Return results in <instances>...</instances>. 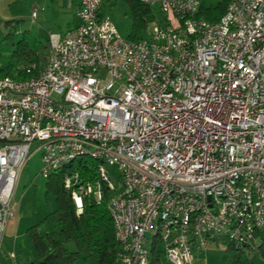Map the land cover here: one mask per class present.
<instances>
[{
  "label": "built area",
  "instance_id": "1",
  "mask_svg": "<svg viewBox=\"0 0 264 264\" xmlns=\"http://www.w3.org/2000/svg\"><path fill=\"white\" fill-rule=\"evenodd\" d=\"M141 1L161 12L149 37L123 36L102 0H80L79 23L50 35L41 65L0 76V253L35 141L45 177L96 162V177L63 183L78 214L108 187L117 264H151L156 242L170 264H194L219 239L259 245L264 0H230L217 20L199 15L201 0Z\"/></svg>",
  "mask_w": 264,
  "mask_h": 264
},
{
  "label": "rangeland",
  "instance_id": "2",
  "mask_svg": "<svg viewBox=\"0 0 264 264\" xmlns=\"http://www.w3.org/2000/svg\"><path fill=\"white\" fill-rule=\"evenodd\" d=\"M46 1L37 0L38 5H35L36 0H0V76L5 74L18 76V68L27 63V60L21 62L17 56H14V52L19 47L21 52L32 49L42 53L48 50L44 48V45L52 32H65L68 29V22L73 16L75 7H63V0H55L48 5ZM220 1L222 0H207L204 5L201 0V7L215 6ZM103 3L106 7H102L101 11L108 13L118 31L128 37L133 26L131 8L128 3L124 0H103ZM34 9L37 10L35 17ZM152 10L153 14L146 18L147 23L141 29L139 37H149L153 21L160 20L159 7L154 5ZM9 65H12L11 71H9ZM38 145V141L32 143L33 154L16 188L15 216L6 227L0 264H31L37 259L36 250L26 230L56 206L52 194L48 199L46 198L47 177L41 171L43 150L39 149ZM107 171L116 187H121L117 168L107 166ZM151 242L150 240L149 245ZM67 245L75 249L74 242L70 241ZM224 249L225 243L222 239L211 242L197 255L194 264H222ZM11 251L15 252L14 256H11ZM65 264H82V260Z\"/></svg>",
  "mask_w": 264,
  "mask_h": 264
},
{
  "label": "trees",
  "instance_id": "3",
  "mask_svg": "<svg viewBox=\"0 0 264 264\" xmlns=\"http://www.w3.org/2000/svg\"><path fill=\"white\" fill-rule=\"evenodd\" d=\"M131 8L133 19L130 37L139 36L146 25V16L151 13V7L141 0H124ZM230 0H222L215 6L200 8L199 15L210 20L219 19L227 9ZM49 47V41L44 45ZM19 61H43L47 53L32 49L14 52ZM21 64V63H20ZM9 65V71H11ZM18 75L28 74L25 67H19ZM4 143L0 140V144ZM96 162L88 159H78L73 163L56 168L47 177L46 198L52 194L55 198V209L45 215L40 221L27 228L31 242L36 250L37 259L31 264H65L82 260V264H117L120 243L116 238L113 217L108 208L110 190L103 187L100 201L89 197L84 198L83 210L77 213V206L71 194L65 189L63 179L67 173L79 170L86 179L97 176ZM45 223H58V234L54 232L42 234L39 227ZM259 245L249 249L237 247L232 241L223 239L225 243L222 264H264V228L258 232ZM73 241L76 249L70 250L66 242ZM259 261V263H258ZM151 264H170L166 259L161 243L156 242L152 249Z\"/></svg>",
  "mask_w": 264,
  "mask_h": 264
},
{
  "label": "crops",
  "instance_id": "4",
  "mask_svg": "<svg viewBox=\"0 0 264 264\" xmlns=\"http://www.w3.org/2000/svg\"><path fill=\"white\" fill-rule=\"evenodd\" d=\"M55 0H47L46 1V3H47V5H48V3L50 4V2H54ZM64 2H63V7H75V9H74V12H73V16H72V18H71V20L68 22V29L69 28H71V27H74V26H76L78 23H79V17H78V10H79V8H80V0H63ZM205 1H207V0H202V2H203V4L205 5ZM35 5H38L37 4V0H36V2H35ZM37 7V6H36ZM102 7H106V5H104V3H103V0H102V4H101V8ZM151 7V6H150ZM102 10V9H101ZM104 13V12H103ZM152 13H153V10H152V7H151V13L149 14V15H147L146 16V18L147 17H149L150 15H152ZM52 33H63V32H52ZM140 35V34H139ZM49 38H50V36H49ZM49 38H48V41H49ZM48 50H45L44 52L45 53H47V55H48V53H49V50H50V41H49V48H47ZM46 60V59H45ZM45 60H43V61H38V60H36L40 65H41V62H44ZM34 61V60H33ZM28 63H30V61H28L27 60V63L26 64H23V66L22 67H24V66H26ZM15 209H16V207H15ZM53 209H55V207L53 208ZM52 209V210H53ZM51 210V211H52ZM50 211V212H51ZM49 213V212H48ZM47 213V214H48ZM46 214V215H47ZM42 219V218H41ZM40 219V220H41ZM39 220V221H40ZM37 223V222H36ZM35 224V223H34ZM33 225V224H32ZM30 227V226H29ZM28 227V228H29ZM59 228H60V226H59V224L58 223H45V224H43V225H41L40 227H39V231L42 233V234H49V233H51V232H54L56 235L58 234V230H59ZM5 233H6V231H5ZM6 235V234H5ZM70 241H68V242H66V246L68 247V243H69ZM73 242V241H72ZM75 245V244H74ZM69 248V247H68ZM70 250H75L76 249V247H75V249H71V248H69ZM14 253V255H15V252L14 251H11V253ZM14 255H11V256H14Z\"/></svg>",
  "mask_w": 264,
  "mask_h": 264
}]
</instances>
